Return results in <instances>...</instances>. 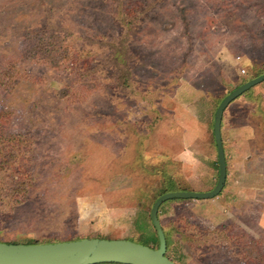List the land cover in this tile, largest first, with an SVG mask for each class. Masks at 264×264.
I'll return each mask as SVG.
<instances>
[{
  "label": "rangeland",
  "instance_id": "374dc122",
  "mask_svg": "<svg viewBox=\"0 0 264 264\" xmlns=\"http://www.w3.org/2000/svg\"><path fill=\"white\" fill-rule=\"evenodd\" d=\"M263 69L264 0H0V133L28 185L0 209V243L145 245L163 173L207 190L211 110ZM241 132L216 203L161 206L174 263L264 264V132Z\"/></svg>",
  "mask_w": 264,
  "mask_h": 264
},
{
  "label": "water",
  "instance_id": "95a60500",
  "mask_svg": "<svg viewBox=\"0 0 264 264\" xmlns=\"http://www.w3.org/2000/svg\"><path fill=\"white\" fill-rule=\"evenodd\" d=\"M264 82V73L247 80L230 91L217 105L212 118L217 177L215 185L205 192H167L151 204L149 221L157 239L152 249L124 239H78L47 244L0 243V264H176L165 256V239L157 218L158 208L171 200H210L222 190L225 161L220 138V122L225 108L250 88Z\"/></svg>",
  "mask_w": 264,
  "mask_h": 264
},
{
  "label": "trees",
  "instance_id": "16d2710c",
  "mask_svg": "<svg viewBox=\"0 0 264 264\" xmlns=\"http://www.w3.org/2000/svg\"><path fill=\"white\" fill-rule=\"evenodd\" d=\"M79 68H80V65H77V68L76 69H79ZM263 73H264V69L262 71H260L255 77H257V76H259V75H261ZM250 79H252V78H250ZM246 81L247 80L241 81L239 85L243 84ZM239 85H237V86H239ZM253 88L254 87L250 88L248 91L244 92L243 94H241L239 97H237L235 99V100H237V99L243 97V99L245 101L246 100L248 101V103H249V105L251 107L250 106L248 107V105H243V107L238 108L235 111L233 109V113L235 115L236 122L243 123V121L249 119L251 125L254 128V133H255V136H256L255 138L257 140H260L259 133H261V132L263 133L264 132V114H263V112L261 111V109L259 107L260 99H258V95H254L252 93ZM232 90H230V91H232ZM229 92H227L222 97V99ZM222 99H220L218 101L217 105L219 104V102ZM235 100H233L225 108V110H224V112L222 114V118H221V122H220V128H221V123H222V119H223L224 115L230 109L231 105L233 104V102ZM217 105L212 108V110H211L212 112H211L210 119H209V123H208V128H209L210 136H211L212 154H213L214 157H215V148H214V142H213V138H212V131H211V129H212V117H213V113H214ZM241 112H243V113L241 114ZM252 118L256 121V125L255 126H254V121L252 120ZM14 138H15L14 135L4 136L2 133H0V209L1 208L3 209V206L4 205L9 206L11 203H13V200L14 199H12V197H14L16 195L19 196V193L21 192V190L24 193V189H25L24 187L26 186V184L24 186H22V184L19 182V180L13 178L16 175L19 176L20 174H24L25 173V170H26V168H25V170L22 169V166H20V164L15 165V163H13V161L15 159V157H14V155H15L14 153L15 152L14 151L16 150V147H17L16 146L17 145V142L14 140ZM17 150H19V149H17ZM9 161H11V165L9 164ZM213 167H214L213 169L215 171H217L216 160H214V162H213ZM161 178H162V180H161L160 191L155 196L154 200L158 196H160V195H162L164 193H167V192L182 191L177 186V184L172 180V178H170V176L167 173H163V175H162ZM214 183H215V181L213 182V185H214ZM212 186L208 190H210L212 188ZM208 190H206V191H208ZM171 201L172 202H177V201H181V200H171ZM165 203H163V204H165ZM161 206L158 208L157 218H158V214L160 212ZM10 207L12 208L13 206H10ZM148 224H150L149 218H148ZM218 233L219 232H217V231H212V232H207L206 235H208L210 238H212L215 235H217ZM163 234H164L165 246H166V250H165V256H166V252L171 247V245L173 243L172 242L173 236H175L176 233L175 232H172L171 230L170 231L168 230L167 232L163 231ZM78 239H86V238H82L81 237V238H78ZM78 239H76V240H78ZM124 240H128V239H124ZM144 241H145V245H143V246H146V247H149V248H152V249H156L157 248V239H156V236H155L154 231H152L150 234H148L147 239H145ZM149 242L153 245V247H151V245H149ZM35 244H39V243H35ZM45 244H47V243H45ZM24 245H31V244H24ZM169 260H171V259H169Z\"/></svg>",
  "mask_w": 264,
  "mask_h": 264
},
{
  "label": "crops",
  "instance_id": "0c3cea01",
  "mask_svg": "<svg viewBox=\"0 0 264 264\" xmlns=\"http://www.w3.org/2000/svg\"><path fill=\"white\" fill-rule=\"evenodd\" d=\"M255 87L256 86H254V88ZM254 95H258V99H260L259 107H260L261 111L264 114V96H263L264 94L263 93L261 94V93H258V92L257 93L254 92ZM244 105H248V107L250 106L247 100L246 101L244 100ZM221 125H222V130L220 128V138H221L223 155H224V161H225V182H224V186H223L221 192L216 197L213 198V201L215 203L217 201L216 199H218L221 194H223L224 192H226V191H228L230 189V187L228 186V183H227L228 182V176L227 175H228L229 170L231 169V164H230V162H228V154L229 153L236 154L238 152V149L236 147L238 145L237 143L239 142L240 137L242 136L241 129L246 128V129H248L250 131V134L252 136L251 137L252 141L256 137L255 133H254V128L251 125L250 120L247 119V120L243 121V123L236 122L233 110H231V111L229 110V113L227 112L224 115ZM221 132L223 133V138H222ZM251 145H252V143H251ZM252 149H253V146H252ZM253 151H254V149H253ZM214 160H216V156H215ZM214 160H213V162H214ZM254 160L255 159H252V161H254ZM213 162L210 165V167H211V171H210L211 174L210 175L211 176H210L209 180L206 181L207 184H206L205 188L207 190L213 185V182L216 181V177H217V171H215L213 169L214 168L213 167ZM249 174H252V173L249 172ZM249 174H247V172H246L244 174V176L248 177L246 175H249ZM214 185H215V183H214ZM213 186H212V188H213ZM247 190L249 191L250 189L248 188ZM248 191H246V195L243 193V196L246 198V200L244 202H248L247 204H251L253 202H257L258 196H255L256 199H255V197H251L250 198V197L247 196L248 195ZM240 193H241V191H240ZM205 201H207V200H205ZM244 202H243V204L245 205ZM238 211L241 212V210H238Z\"/></svg>",
  "mask_w": 264,
  "mask_h": 264
}]
</instances>
